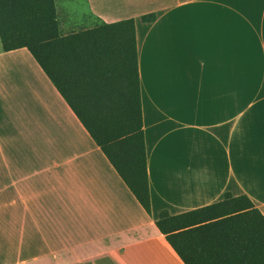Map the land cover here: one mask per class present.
Listing matches in <instances>:
<instances>
[{
	"label": "crops",
	"instance_id": "0c3cea01",
	"mask_svg": "<svg viewBox=\"0 0 264 264\" xmlns=\"http://www.w3.org/2000/svg\"><path fill=\"white\" fill-rule=\"evenodd\" d=\"M56 3L68 29L135 20L151 213L28 49L0 41V264H185L162 211L229 192L264 215V0Z\"/></svg>",
	"mask_w": 264,
	"mask_h": 264
},
{
	"label": "trees",
	"instance_id": "16d2710c",
	"mask_svg": "<svg viewBox=\"0 0 264 264\" xmlns=\"http://www.w3.org/2000/svg\"><path fill=\"white\" fill-rule=\"evenodd\" d=\"M0 41L6 52L28 49L150 214L135 20L64 34L56 0H0ZM156 224L185 264H264V215L247 195L164 210Z\"/></svg>",
	"mask_w": 264,
	"mask_h": 264
},
{
	"label": "rangeland",
	"instance_id": "374dc122",
	"mask_svg": "<svg viewBox=\"0 0 264 264\" xmlns=\"http://www.w3.org/2000/svg\"><path fill=\"white\" fill-rule=\"evenodd\" d=\"M62 18H63V15L60 12L59 13L60 27L64 34H68L72 31H78L81 29H87V28L92 27L94 24L98 23V22L93 21L92 19H89V20L84 19L83 23H79L78 21L75 25L72 26V28L68 29L67 27L64 26V22Z\"/></svg>",
	"mask_w": 264,
	"mask_h": 264
}]
</instances>
